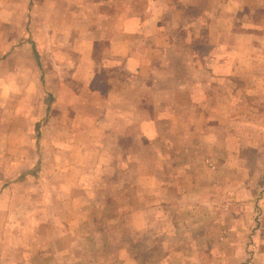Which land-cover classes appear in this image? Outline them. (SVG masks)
<instances>
[{"label":"rangeland","instance_id":"1","mask_svg":"<svg viewBox=\"0 0 264 264\" xmlns=\"http://www.w3.org/2000/svg\"><path fill=\"white\" fill-rule=\"evenodd\" d=\"M173 1L184 19L174 49L148 78L132 76L149 85L133 88L131 130L108 156L88 152L79 165L77 152L44 151L43 136L33 150L41 97L14 103L0 87L3 264H46L73 225L90 242L84 264H264V0H242L244 34L207 59L192 38L204 1ZM201 89L191 121L176 109L156 122ZM44 223L52 230L39 232Z\"/></svg>","mask_w":264,"mask_h":264},{"label":"crops","instance_id":"2","mask_svg":"<svg viewBox=\"0 0 264 264\" xmlns=\"http://www.w3.org/2000/svg\"><path fill=\"white\" fill-rule=\"evenodd\" d=\"M203 1L196 10L203 11L201 20L193 18L197 27L192 38L198 39L194 53L203 59L220 57L227 42L234 43L244 34L243 1ZM13 14H18L17 21ZM249 19V24L255 22L253 16ZM183 20L173 0H0V26L9 27L0 33V87L4 95L17 96L14 103L24 99L32 103L35 97L43 103L40 123L28 129L33 150L43 136L44 151L77 152L82 158L79 165L88 152L108 156L114 151L119 135L131 130L133 88L149 85H134L132 76L148 78L155 64L163 62L160 59L174 49L173 39ZM201 83L203 89L208 86L204 80ZM182 102L188 106L184 108ZM203 102L201 89L176 102L170 115H156L155 120L173 121L179 118L174 116L176 109H184L182 115L185 111L191 121L195 105ZM137 116L146 122L147 118ZM91 141L97 145L89 146ZM39 228V232L52 230L46 223ZM73 229L76 237L70 239L68 249L47 258L46 264H84L90 242L82 237L78 241L83 229L78 225ZM60 230L72 232L69 227ZM45 244L52 246L51 241Z\"/></svg>","mask_w":264,"mask_h":264}]
</instances>
